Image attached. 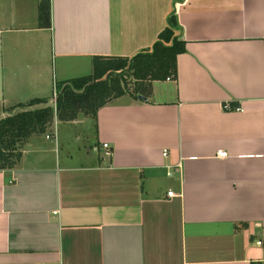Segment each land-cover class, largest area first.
<instances>
[{
    "label": "crops",
    "instance_id": "obj_1",
    "mask_svg": "<svg viewBox=\"0 0 264 264\" xmlns=\"http://www.w3.org/2000/svg\"><path fill=\"white\" fill-rule=\"evenodd\" d=\"M41 1L0 0V120L34 99L54 105L56 85L88 76L95 56L151 48L173 10L51 0L41 28ZM177 16V80L96 120H57L0 170V264H264V0H186ZM56 125L88 156L48 149Z\"/></svg>",
    "mask_w": 264,
    "mask_h": 264
},
{
    "label": "trees",
    "instance_id": "obj_2",
    "mask_svg": "<svg viewBox=\"0 0 264 264\" xmlns=\"http://www.w3.org/2000/svg\"><path fill=\"white\" fill-rule=\"evenodd\" d=\"M185 2L173 0L167 26L151 48L132 57L95 56L93 74L58 83L56 107L49 100L34 99L7 110L9 115L0 120V170L14 169L29 139L47 134L57 120L71 122L80 116L96 120L102 108L124 95L148 97L154 82L177 80L179 56L187 52L177 7ZM51 7V0L40 2L41 28L51 27Z\"/></svg>",
    "mask_w": 264,
    "mask_h": 264
},
{
    "label": "rangeland",
    "instance_id": "obj_3",
    "mask_svg": "<svg viewBox=\"0 0 264 264\" xmlns=\"http://www.w3.org/2000/svg\"><path fill=\"white\" fill-rule=\"evenodd\" d=\"M87 74H89V75L93 74V70L91 71V73H87ZM129 77H130V75L127 74V78H129ZM129 84H130V88H134V81L133 80H129ZM55 89L57 90V85H56V88ZM52 90L54 91V85H53V89ZM53 91H52V94H53ZM51 98L53 99V96H51ZM90 121L92 123L93 120H90ZM61 127H65V126H61ZM53 128L51 130H49L48 134L52 132ZM56 128H57V125L55 126V129H54V134H55L54 141L51 142V143H46L47 146H48V149H50V150L53 149L54 150L60 144L61 145V152L62 153H72V155H74V153H75L76 155H78V158H80L81 161H82V159L84 157L88 156V152L85 149V145H83L80 142H76V141H69V142H67L64 139V137H63V131L61 130V133L59 135V131H58V134H57V129ZM63 129L65 130V128H63ZM79 131H80L79 134H82L84 136V134L82 133V128L79 129ZM59 136H60V138H59Z\"/></svg>",
    "mask_w": 264,
    "mask_h": 264
},
{
    "label": "built area",
    "instance_id": "obj_4",
    "mask_svg": "<svg viewBox=\"0 0 264 264\" xmlns=\"http://www.w3.org/2000/svg\"><path fill=\"white\" fill-rule=\"evenodd\" d=\"M168 80L170 81V80H172V79H168ZM56 98H57V90L55 89V94H54V105H53V106H55V107H56ZM228 110H230V106H229ZM235 110H236V111H242L243 108H242L241 106H238V107H236ZM47 138L50 139L51 136H47ZM104 147L107 149V148H109V145L105 144ZM165 155L167 156V153H166V152H165ZM218 156L225 158V157L228 156V153L225 152V151H219V152H218ZM169 175H172V174L169 173ZM169 196H173V193L170 192V193H169ZM257 244H258V245H261V242H258Z\"/></svg>",
    "mask_w": 264,
    "mask_h": 264
}]
</instances>
